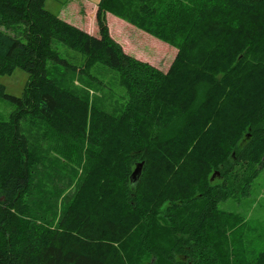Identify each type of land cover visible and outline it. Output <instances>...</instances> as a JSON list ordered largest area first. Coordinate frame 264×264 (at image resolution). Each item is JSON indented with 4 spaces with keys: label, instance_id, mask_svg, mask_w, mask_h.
<instances>
[{
    "label": "trees",
    "instance_id": "1",
    "mask_svg": "<svg viewBox=\"0 0 264 264\" xmlns=\"http://www.w3.org/2000/svg\"><path fill=\"white\" fill-rule=\"evenodd\" d=\"M45 1L0 0V76L28 75L21 96L0 84L13 106L0 120V264H126L132 240L153 264H264L247 217L219 208L264 172V0H100L94 34ZM108 12L176 45L169 68L126 53ZM54 40L117 74L119 115L47 76L48 61L70 67ZM27 120L85 145L82 179L56 215L31 199L42 156Z\"/></svg>",
    "mask_w": 264,
    "mask_h": 264
},
{
    "label": "rangeland",
    "instance_id": "2",
    "mask_svg": "<svg viewBox=\"0 0 264 264\" xmlns=\"http://www.w3.org/2000/svg\"><path fill=\"white\" fill-rule=\"evenodd\" d=\"M99 1L46 0L45 9L60 18L63 17L68 20L72 18L73 22L83 27L81 29L90 31L91 28H96V24L86 2L97 5ZM124 1L129 4V0ZM114 2L116 3V0ZM106 18L111 37L122 46L126 53L148 62L164 72L169 68L177 52L176 45L147 33L140 25L132 23L129 19L118 17L111 12L106 13ZM9 32L18 37L20 28L17 31L11 30ZM52 47L61 59L70 64V67L66 68L62 64H54L48 61L46 71L49 78L56 80L60 86L84 97L88 103L104 111L119 115L124 110L127 98L126 91L119 84L117 74L114 71L100 64L86 68L83 55L65 47L56 40L53 41ZM27 78V73L20 67H16L10 75L0 76V84L5 87L6 93L21 96ZM12 110L11 104L0 100V120H7ZM22 128L29 144L35 145L42 156L33 177L31 199L42 208H50L52 213L56 215L60 213V206L70 202L79 181L82 179L85 145L83 147L78 146L79 142L70 137L61 140L59 135L40 120L24 121ZM220 182L221 180L215 177L211 183L219 185ZM249 191L221 202L219 208L223 212L239 213L247 217L248 224L251 226L250 235L254 232V247L259 251L264 249V172H261L252 182ZM51 193H55V196L52 195L53 199L48 196ZM248 193L249 195H246ZM41 194L45 197L43 202L40 201ZM228 236L231 238L232 234L228 232ZM128 244L131 257L126 264H153L143 254L136 253L137 247L135 246L137 244L134 240Z\"/></svg>",
    "mask_w": 264,
    "mask_h": 264
},
{
    "label": "crops",
    "instance_id": "3",
    "mask_svg": "<svg viewBox=\"0 0 264 264\" xmlns=\"http://www.w3.org/2000/svg\"><path fill=\"white\" fill-rule=\"evenodd\" d=\"M86 3H87V5L90 7V10H91V12H92V13H91V16H93V19H95V13H96L97 5H92V4H89L88 2H86ZM86 3H85V5H86ZM85 5H84V6H85ZM87 5H86V6H87ZM75 15H76V14H75ZM91 16H90V17H91ZM91 18H92V17H91ZM61 19L66 20L67 22H69V23H71V24H73V25L75 24V25H76L77 27H79V28H83V27H80L79 25H77L75 22H73V21H72V18H70V20H68V19L62 17ZM93 19H92V20H93ZM94 21H95V20H94ZM83 30H84V29H83ZM84 31H85V30H84ZM95 31H96V28H95V27L91 28L90 31H87V30H86V32H88V33L90 32V34H93ZM91 32H93V33H91ZM95 33H96V32H95Z\"/></svg>",
    "mask_w": 264,
    "mask_h": 264
},
{
    "label": "water",
    "instance_id": "4",
    "mask_svg": "<svg viewBox=\"0 0 264 264\" xmlns=\"http://www.w3.org/2000/svg\"><path fill=\"white\" fill-rule=\"evenodd\" d=\"M139 174V168H136L131 176V182H135L137 180Z\"/></svg>",
    "mask_w": 264,
    "mask_h": 264
}]
</instances>
